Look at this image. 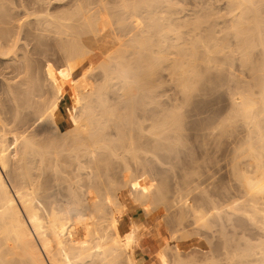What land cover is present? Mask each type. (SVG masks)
Wrapping results in <instances>:
<instances>
[{"label":"bare ground","instance_id":"1","mask_svg":"<svg viewBox=\"0 0 264 264\" xmlns=\"http://www.w3.org/2000/svg\"><path fill=\"white\" fill-rule=\"evenodd\" d=\"M174 1L176 2V0ZM67 2L64 11L57 15H50L49 18H43L42 21L39 19L38 24H35L37 21L32 22L31 26L29 23L31 21H28V26L24 25L27 21L22 25L30 28L37 25L33 29L34 31L32 28L31 30L27 29L29 32L26 30L27 34L32 31L33 36L39 31L37 39L44 32L54 33V36L59 39L60 50L67 58V74L70 76L76 77L82 72L92 70V68H100L105 73L106 80L115 79L120 82L122 88L119 87V89H122L123 92L120 97V99L122 98L121 104L125 108V114H129L128 118L132 121L135 118L134 113L137 105L141 107V102L145 104L148 99H154L153 95L161 87V72H170L172 76L176 77L183 92L189 95L194 88L192 81L198 76V69L210 67L213 55L226 51L228 48V46H224L227 43L226 36L230 35V32L232 34L235 29V34H233L236 38L232 35L237 41L231 43L233 47H230V56L232 55L230 67L233 71L232 81L230 80V85L232 83L229 158L232 177L229 189L230 205L227 203L228 205L222 206L212 197L204 196L205 199L202 202L211 207L210 211L206 212L202 207L190 206L187 196H185L186 200L183 196V201L180 200V203L178 200V203L170 201L172 204L168 200L163 201L162 205L167 208V211L173 216H177L176 219L173 217L176 224L175 230L169 231L171 234H169V241L174 245L164 243L162 247L151 254L149 259L142 260L141 242L148 237L151 231L150 224L154 220L160 204L156 205V202L150 200L143 208L144 220L138 223L132 220L130 231L123 233L119 226L113 227L114 222L111 224L112 228L105 224L107 220L105 201L108 197L103 196L101 188H94V190L89 188L88 192L84 194L87 199L83 198L84 196L81 194L74 193L72 204H84L80 210L59 207L55 201L49 202L54 198L52 193L54 187L47 184L48 171L53 169L52 171L61 185L67 183L66 175L84 171L81 166L83 158L94 157L103 150L109 151L111 156L118 158L119 149H121L120 141L123 140L110 139L105 132L106 123L110 122L109 120L118 122L123 120L119 119L122 117L121 114L117 116L118 114H113V111L110 112L104 108L105 105L107 107V103L105 104V100L102 99H105L107 85L103 86L101 93H98L100 94L98 96L100 99H98L103 107L96 103L99 106L94 111L97 106L92 107L90 102H86L89 103V106L87 107L88 104L84 105L83 113L78 117L69 118L68 116L74 111L75 104H78V101H74L69 94L70 104L64 112L67 128L61 126L58 122L61 114V102L66 97L69 82H58V78H56V101L52 103L46 118H41L48 127V130L45 128L46 133H49L46 139L36 140L31 136L19 133V135L14 134L10 137L9 132L7 133L4 129V123H1L2 119L0 120V264H197L196 259L193 260L190 256L199 250L203 252L204 264H264V0L228 1L230 12L235 17L233 16L234 18L231 19L228 28L224 29L228 30L231 26L234 28H230L231 30H228L230 32L227 31L229 34L224 32V35L226 34L225 41L221 40L224 42H219L221 38L219 39L213 33L215 29L217 31V26H212L215 27L212 29L213 31H208L210 29L209 21L205 16H208L209 13L204 14V12L209 10L193 14L194 19L174 20L173 16L177 10H175L176 6L173 0H68ZM162 5H166L170 12L164 13L165 8ZM5 10L3 8V11ZM171 10L174 11L171 12ZM0 11L2 12V9ZM9 12L10 10L7 14ZM4 13L0 17H4ZM202 13L203 16H201ZM199 14L201 15L199 16ZM9 15L0 19H5L9 23ZM11 19L13 20V18ZM141 19L143 20L141 21ZM5 20H2L3 24L2 21L0 23L4 27L0 26V39L3 41L2 44L0 40V44L3 46V49L1 46L3 51L0 49V56H4L3 59L9 52L16 51L19 41L17 38L22 33L20 32L19 36H16L17 32H15L17 34H11L14 38L17 37L15 40L13 38V41L11 39V42L10 33L14 29L11 27L13 23L10 24V27L8 26L13 29L9 30L7 27L9 24ZM205 20L207 24L203 23ZM159 21L166 23L162 30L159 29ZM205 26L209 29H206ZM221 30V32L224 31ZM114 32L119 34L116 36ZM232 35L228 37L232 39ZM155 37H157V42L154 43ZM219 44L223 45H220L223 48H219ZM258 48H261L259 55L256 54ZM95 53H100L104 57L98 64L95 63L97 56H92ZM8 56L10 57V54ZM9 57L8 59H10ZM23 62L25 63V61ZM112 64L115 65L112 67ZM20 67L23 68L21 65ZM236 69L240 70L243 75L242 79L239 78L242 81L238 79ZM24 70L23 72L27 71V69ZM241 82L244 83L243 86ZM99 109L101 110L99 111ZM171 117L176 123L170 127L171 123L169 124L167 118L169 124L167 129L171 133V137L168 136V138L176 140L178 144L183 140V130H181L183 125L180 122L182 120L175 121V118H178L177 114H173ZM100 118H103L102 120L108 118L104 123L106 126L101 123ZM21 119L18 118L14 122L24 123L25 118H23L24 122L23 120L21 122ZM156 131L154 135L159 137L162 132L161 130H159L160 132ZM222 131L221 123L206 128L201 134V138L205 142L203 145L206 147L205 150L211 144L210 142L215 144L216 139L219 140L223 137L225 131ZM120 134V130H118L117 137ZM10 138L13 140L12 143H10ZM121 138L123 137L121 136ZM174 147L170 144L169 154L170 151L177 152ZM128 152L132 154L136 152L132 139ZM63 153L75 155L73 160H68L70 162L68 164L69 167H72L77 161L79 164L76 170L68 171L67 169L68 173L64 171L67 167L64 169V164L61 162L66 163V160L60 162L62 165L59 164ZM181 155L179 153V156L176 155L177 157L174 158L180 159ZM169 157L172 158L171 154ZM175 159H173V163ZM175 164L176 162L172 166ZM183 164L185 165L184 161ZM193 170L192 172H194ZM94 174L99 175L97 171ZM207 192L209 193V191ZM224 192H226V188ZM112 201L116 204L114 205L115 211L121 213L122 204L115 200ZM113 202H111L112 205ZM134 202L138 203L140 207L144 206H141L142 202ZM203 203L200 204L203 205ZM134 206L121 214L125 216L134 213L137 210ZM224 207L230 209V213L228 212L230 215L225 214L227 209L223 213ZM221 211L227 217L220 214ZM74 212L76 215H73ZM219 214L224 219L222 222L220 221L219 229L221 230L215 231L216 226L210 222V218L217 217V215L220 218ZM79 216L84 218L86 240H88V244L82 246L75 244L79 224H72L73 221H80ZM161 217L160 219L163 220L164 217ZM113 219L118 218L113 217ZM189 219L193 221L191 224ZM156 223L155 225H157ZM242 223H246V227H240L243 226ZM190 227L196 229V232L193 230L195 234L188 233L187 229ZM229 228L230 232L228 233ZM202 231L209 233L213 238L218 237L217 240L219 239L221 242L220 248L212 250L205 238L198 236ZM157 234L160 237L161 233ZM168 253L171 254L172 263ZM186 257L192 259L193 262L184 261ZM90 259L92 261H89Z\"/></svg>","mask_w":264,"mask_h":264},{"label":"rangeland","instance_id":"2","mask_svg":"<svg viewBox=\"0 0 264 264\" xmlns=\"http://www.w3.org/2000/svg\"><path fill=\"white\" fill-rule=\"evenodd\" d=\"M41 1L39 2L38 0H0V9H2V12L4 13L10 10L9 13L11 15V18H13L12 20L10 18L9 13L7 14L6 12L4 14L7 17L9 15V23L5 19H0V23L2 20H5L6 23L9 24L7 25V27H10V24L13 23L11 27L14 28H12L14 31L8 27L9 30L13 31H11L10 35L17 32L18 35L16 36H19L20 32H22L19 38L15 36L20 41L19 43V41L17 40L19 44L17 43L15 49L16 51L14 53L13 51H11L12 53L9 52L8 55L10 54V57L7 55L11 60L8 59L7 56H5V59H3L4 56H2L3 58L0 56V120L2 119L1 123H4V129L7 133L9 132L10 137H12L14 134L17 135L19 133L22 135L31 136L36 140H44L48 137L49 133H46L48 130V127H46L47 123L45 121H42L41 118H46V115L48 113V110L51 108L52 103L56 101V78H58V82H69L68 88L66 90V97L61 102V114L60 118L58 119L59 124L66 128L67 125L64 112L65 108L70 104L68 95L70 94L71 98L74 101H78V104H75L74 111L68 114V116L69 118H72V116L78 117V115L80 116L83 113L84 105L88 104L87 107L89 106V103L86 102H90V106L92 107L97 106L95 107V110L93 109L94 111H96V108H98L99 106L96 103H101L99 101L100 97H98L100 94L98 93H101L100 91L103 89V86L107 85L108 89L104 96L105 99H102L105 100V104L107 103V107L105 105L104 108H106L105 110H108L110 112L113 111V114H118L117 116H120L119 114H121L122 117H119V119L123 120H121V122L115 120V122L113 118H110L113 121L109 120L110 122L106 123L105 121L108 118L104 120H102L103 118H100L101 123L107 124L105 132L110 139H113L115 141H118L119 139H125L124 141L127 145L124 144L123 140L120 141L121 144L120 142H118L121 147V149H119L118 158L111 156L109 151L103 150L100 151V153H97L94 157L91 156L81 159V166H83L84 171H81L77 174L74 173L72 175H66L68 182L62 185L60 181H57V177L52 171L53 169L48 171L46 175L47 184L51 187H54L52 189L54 198L50 199L49 202L55 201L59 207H69L71 209L80 210L82 208L81 206H83L84 204H72V198L74 197V193H78L84 196V194L88 192L89 188H93V190L94 188H101L103 190V196L108 197V199L105 201V203L107 204L105 210L107 220L105 224L112 228L111 224L112 222H114L113 227L119 226L123 233H127L128 231H130L132 220L137 223L142 222L144 220L145 215L143 208H145V206L150 200L156 202V205L160 204V206H158V212L156 213V215L154 216V220L150 224L151 231L148 237H146V239L141 242V249L143 248L141 250V259H149L151 254L154 253L160 247H162L164 243L171 242L169 241V231H174V228L176 227L174 221L177 216H173V214L167 211V208L162 205L163 201L166 202L168 200L170 202L173 200L177 203L179 201L180 203V200L183 199V196L184 199L186 198L185 196H187L188 199H186L190 206L202 207L206 212L210 211L211 207L210 205L208 206L207 204L202 202L205 197H212L214 200H216V202H218L222 206H225L227 203H230L229 189L231 184L230 181L232 178L230 175L229 159L231 146L230 115L232 110V83L230 85V82L232 81L231 78L233 74V71L230 67V59L232 58V55L230 56V47L232 48L233 46L231 45L233 44L231 43H236L237 40H235L236 36L234 35L235 29L234 32L232 31L234 33L232 34L235 36V38H233L234 36L231 34L230 31H228L231 30L230 28H232L233 26L229 27L228 30L224 29L228 28L231 19L235 17L230 12L231 8L230 4L228 3L229 0H176V2L173 0L176 6L175 10H177L176 14L173 16L174 20L194 19V16H192L193 14L199 13L202 10H209L208 12L203 11L204 14H210V17H208L209 14L208 16L204 15L206 18H208V26L210 27L209 29V27L205 26L206 29L208 28V31H213L212 29H214L215 27L212 26H217L216 28L220 30L217 29V32L215 29L213 33L215 34V36L217 35L219 39L221 38L219 42L225 41V35L229 34L227 33V31L230 32V35H232V39H230L231 37H228L230 35L226 36L227 43H225L227 45L225 43L223 44H225L224 46H228V48L224 53H218L213 55V62L210 67H200L198 69V76L194 78V81H192L194 88L189 95L183 92L179 82H177L176 80V77L172 76L170 72H161V87L153 95V100H145V104L143 102H141V104L139 103L141 107L139 105H137V108L135 107V118H132L133 121L128 118L129 114H125V108L123 107V104H121L122 98L120 99V97H122L121 95H123V92L121 91L122 89H119V87L122 88V84H120V82H117V80L115 79L106 80L105 73L100 68H92V70L82 72L76 77L70 76L69 74H67V58L64 52L60 50L58 45L59 39L54 36V33L44 32L42 33V35L40 34L42 38L40 37L39 39H37L39 37V35L37 36V34H39V31L37 32V34L35 33V36L37 37L33 36L34 34L32 31L30 33L31 35L27 34L29 32L27 29L31 30L32 28L27 27L29 23L31 26L32 22L35 23L37 21L35 24H38V21H42L43 18H49L50 15L55 16L58 13L64 11L65 7L68 4V0H43L42 2ZM162 6L165 8L164 13L170 12L169 9H167L166 5ZM3 8L6 10L3 11ZM173 11L174 10H171V12ZM2 12L0 11V15L3 14ZM200 15L201 14H199V16ZM5 16L2 18H5ZM201 16H203V13ZM142 20L143 19H141V21ZM206 20L203 23H206ZM3 21L2 24L4 23ZM28 21L31 22L28 23ZM25 22L26 24H24ZM22 24L27 26L24 27V25ZM35 24L33 25V27L35 26ZM165 24V22L159 21V29L162 30V28L165 27ZM17 26H20V29ZM16 27L17 30L15 29ZM34 28H32V30ZM221 29H223L224 31L221 32ZM26 30L28 32H26ZM224 32L226 33L225 35ZM114 33H116V36L117 34H119L118 32ZM11 36L10 41L11 39L13 41L14 36ZM16 38H14V40ZM153 42H157V37L153 39ZM220 45L221 44H219V48H223L220 47ZM1 46L2 45L0 44V49ZM2 49L1 51H3ZM260 51L261 48H258V50H256V54L259 55ZM92 56H97V58L95 57V63L97 64L101 62L102 59H104V57L100 53H95ZM23 61H25V63ZM17 62L18 64H16ZM20 65L23 68H21ZM114 65L115 64H112V67ZM22 69H27V71L24 70L25 72H23ZM235 71H237L236 75L238 76V79H242L243 75L241 74L240 70L238 71L236 69ZM26 72L28 73L26 74ZM8 80L9 82H7ZM243 82H241L242 84L240 83L242 86L244 85ZM102 107L101 109L103 111ZM101 109H99V111ZM126 110L128 111L127 108ZM124 114L126 115V118L124 117ZM173 114L178 115V118H175V121L182 120L180 122L183 125L181 129L183 130V140L181 143L178 142V144L176 140L169 139L171 137V133L168 132L167 129L169 128L168 125L170 123V127L172 124L176 123L172 120L174 119L171 117V115ZM18 118H22L21 122L22 120L24 122L23 118H25V122H14L15 120L17 121ZM167 118L169 120V124L167 122ZM95 119L98 120V118ZM129 120L132 121V123H129ZM220 123L223 125V131H225V134H223V137H221V139H216L215 144L213 142H210L211 144H209L207 141L210 146L208 145L207 149L205 150L206 147L203 146L205 145V142H203L201 134L206 130V128ZM117 126L119 127L118 129ZM118 130H120L121 133L119 137H117ZM156 130H158V132H160L159 130H161L162 132L159 137L154 135ZM121 136L123 138H121ZM117 138L119 139L116 140ZM131 139L133 140L134 147L136 148V152L133 154L128 152ZM12 141V138H10V143H12ZM218 141H221V145ZM170 144L173 147L175 146V151H179L178 153H173L172 151H170L172 158H168V156H170V149H168ZM179 153L180 155L182 153L181 157H179L180 159H175L177 156H179ZM209 156L211 157L209 158ZM74 157V154L69 153H63V156L60 157L59 164L63 163L64 169L67 167L64 170L65 172L68 173V171L70 170H76L79 164L77 161H75L72 167H69V161L73 160ZM173 159H175L174 163L176 162L178 166L176 164L175 166H172L174 164ZM62 160H66V163H64ZM183 161L185 165L183 164ZM191 169H194V172H192ZM182 170L185 171L183 172ZM96 171L99 173L98 176L94 174V172ZM197 181L198 183H195ZM189 184L190 187H188ZM183 185H186L187 187ZM225 188L226 192H224ZM207 191H209V193ZM207 194L212 195L209 196ZM83 198L87 199V197L85 196ZM112 200H115L117 203L120 202L122 204L120 208L121 213L123 211L130 210L134 205L137 210L134 213H129L123 216L122 214L124 212L121 214L115 211L114 205L116 204ZM134 201L142 202L143 204L140 205L144 206L140 207L139 204H136ZM111 202H113L114 204L112 205ZM172 202H170V204H172ZM200 203H203V205ZM163 206L165 207V210L163 209ZM225 209H227V213H225ZM228 212L230 213V209L224 207L223 213L228 216L230 215ZM220 214H222V211L220 212ZM225 214L222 215L225 216ZM73 215H76V212H74ZM221 216L220 218L218 217V215L217 217L213 216L212 218H210V222H213V225L216 226L215 231L221 230L219 229L221 226L220 221L222 222V219H224L221 218ZM113 217H116L118 219L114 220ZM160 217H164V219L161 220ZM79 219L80 221L78 222H72V224L74 225L79 224L77 231L78 234L76 233L77 242L75 244L76 246L87 245L88 240H86L85 221L84 218H82L81 216H79ZM189 220L191 224L193 221H191V219ZM155 223L157 225H155ZM242 225L243 226L240 227H246V223H242ZM155 228L159 232H157ZM193 230H195L196 232V229L193 227L187 229L188 233L195 234ZM156 232L161 233L160 237ZM229 232L230 228L228 229V233ZM209 235L210 234L205 231H202L200 235L198 234L199 237L201 236V238H205V241L210 247H212V250L219 249L221 242L219 239L217 240L218 237L213 238L211 237V235ZM228 236L230 235L228 234ZM202 253L203 252L199 250L197 251V253H194L193 256L190 257H192L193 260L196 259L197 264H202L204 262V256ZM168 257L170 259V262L172 263L173 261L171 260L170 253H168ZM186 259L187 257L184 258V261L189 262L190 259ZM192 259L190 260L191 262H193ZM89 261L92 260L90 259Z\"/></svg>","mask_w":264,"mask_h":264}]
</instances>
